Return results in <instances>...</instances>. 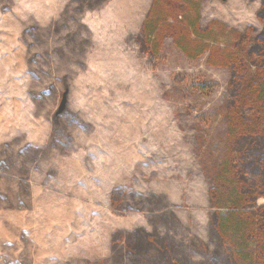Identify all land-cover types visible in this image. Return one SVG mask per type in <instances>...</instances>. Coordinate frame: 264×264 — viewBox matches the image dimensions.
<instances>
[{"label": "rangeland", "instance_id": "obj_1", "mask_svg": "<svg viewBox=\"0 0 264 264\" xmlns=\"http://www.w3.org/2000/svg\"><path fill=\"white\" fill-rule=\"evenodd\" d=\"M148 17L160 21L157 32L165 27L150 43L142 35ZM197 19L200 36L215 40L200 53L207 40L188 42L184 30ZM66 21L84 43L68 66L70 85L56 66ZM261 35L264 0H0V154L13 137L16 149L41 150L20 169L0 166V264H126L113 240L129 248L123 231L141 228L168 250L160 257L149 247L143 264H237L214 231L221 210L213 179L231 156L238 184L264 191V134L228 135L237 86L250 74L219 55L238 44L257 54ZM244 57L246 72L264 68L262 56ZM61 84L68 90L56 118ZM46 87L44 102L31 97ZM156 195L165 196L159 205ZM259 201L247 209L262 233Z\"/></svg>", "mask_w": 264, "mask_h": 264}, {"label": "trees", "instance_id": "obj_2", "mask_svg": "<svg viewBox=\"0 0 264 264\" xmlns=\"http://www.w3.org/2000/svg\"><path fill=\"white\" fill-rule=\"evenodd\" d=\"M82 1L84 4L91 3L95 5L101 2V0ZM176 16L180 18L175 19L176 22H181L183 14L179 12ZM69 23V21H66L64 23L65 25L61 28L62 30H60L59 36L57 37L60 42V44H58L59 50L61 51V53L63 52L65 55H68V57H64V59H69V61L63 59V54L60 57L61 59L58 58L60 65L58 66L55 64L59 68L60 74H62L60 76L62 82H65L68 85L71 84L72 80V77L68 75L70 72L68 66L74 64L73 62L75 60H78L76 59L77 57L82 56L81 51L84 46V43L81 42L82 40L78 38L77 35L73 34L72 31H70L67 27ZM159 24L160 21H157V18L148 17V19L145 21L142 28V35L143 38L148 41V43H150V41H155L156 37H158L159 35L162 36L161 32L165 33V27H161L164 25H160V31L157 32V26ZM191 24V29H188L186 27L184 28L187 34V41L204 43V40H207L205 41V45L198 52L200 53L203 50L208 49V46L206 44L211 45L210 41L215 40L210 37L207 38L204 35L202 37L200 36L201 28L199 30L197 27L198 19L197 21L193 20ZM64 27L65 30H63ZM175 29L177 28L175 27ZM204 30L202 32H204ZM171 32L172 30H168L167 33L172 34ZM72 36L74 37L72 38ZM257 40L260 46H262V49L258 51L257 54H252L250 51L246 50V48L244 49L243 46L239 45L238 42H236V44L240 46L236 49L237 52L230 49L225 50V54L221 52V54L219 55L221 63L225 62L231 65L236 71L238 70L242 73L250 74V78L248 77L240 80V83L237 86L236 93L234 95V99L232 101V103H234L233 109L229 110L226 117V131L228 135H230V137H238V135L256 137V135L258 134H262L259 136H263L264 134V68L250 71L251 73L246 72L248 64L245 66L246 58L244 57L246 56L250 60H254L255 57L260 55L263 57L262 61H264V36H259ZM241 43L243 44V42ZM179 46L185 53H188L185 44L181 43L179 44ZM159 47L160 43H157V45L149 48L150 53L153 56H156L157 49ZM188 54L190 55V53ZM215 56V50L213 48L209 49L208 57L214 58ZM44 63L46 64V67H51L52 65H54L50 61H45ZM261 65L264 66L263 62L261 63ZM62 84L61 90H68V87L66 86L62 88ZM50 85L53 88L56 87L55 83H52ZM48 89L49 87L37 88L33 93H31V97L34 99H42V101L44 102L46 95L48 94ZM243 108L248 110V117H242L241 113ZM255 115L261 116L262 121H258V119L255 118ZM55 117L63 118L64 116L61 115V113H56ZM14 142H17V137L11 138L7 144H4L3 146H5L6 149L0 154V166L5 168L4 170H6V172L13 171L17 168L20 169V165L22 164L26 166V164H28L29 160L34 157V155L41 152L40 149L31 147L30 143H27L22 148L16 149V145L14 144ZM244 153L245 156L242 157H246L248 155L247 152ZM227 158L230 159L222 162L219 174L213 179L214 186L217 187L218 190L215 191V203L221 210L217 213V221L214 231L215 233H217L218 239L226 241L227 244L231 247V251L236 258L235 262L237 264H264V262L262 263L261 260L262 258H264V231L262 233H258L256 229H254V224L252 222L254 218L249 214L247 209L248 207H250L249 205L254 207V210L259 208L260 205H258V202H261L259 200L262 199V201L264 202V191L262 190L255 193L257 190L256 189L255 192L252 193L250 190H246L247 186L246 184H243V188L245 189V191L241 193L239 190L240 188H243L238 184L237 169L234 165L235 161H231L234 158L231 156ZM260 160L261 159L256 160V166L258 168H261L262 166V161ZM230 161L231 164H233L232 166H234L233 169L227 168L229 167ZM252 164H255V162H253ZM238 165L241 178L242 176L246 177L248 171L247 168L244 167V164L242 162L238 163ZM6 174L8 175V173ZM9 175L11 177H14V175L12 174ZM245 182L247 181L245 180ZM253 185L256 186L255 183ZM10 198L11 196H9V199ZM164 198V195H156V197L153 198L152 202L153 204L159 205L163 202ZM145 200L148 201L147 198H145ZM159 229L162 230V227L158 226L156 228L157 231ZM123 232L132 236L130 247L126 248L123 244H120L115 239L113 240L114 247H112L114 251L116 249L119 251V256H121L122 260L125 261L126 264H143V257L146 255L148 248L151 246H154L159 251L160 257L165 256L168 252L167 246L165 244L161 247L155 242V240H152V238H150L153 237L155 233L150 234V232L145 231L144 228ZM255 232H257L256 237L254 235ZM125 248L127 249V254L129 256L124 253V251L126 250ZM153 262H155L156 264H163L159 257L155 258ZM216 263L219 264L217 261Z\"/></svg>", "mask_w": 264, "mask_h": 264}, {"label": "water", "instance_id": "obj_3", "mask_svg": "<svg viewBox=\"0 0 264 264\" xmlns=\"http://www.w3.org/2000/svg\"><path fill=\"white\" fill-rule=\"evenodd\" d=\"M66 95H67V90H63L61 93V98L60 101L58 103V107H57V113L61 112L65 106L66 103Z\"/></svg>", "mask_w": 264, "mask_h": 264}]
</instances>
